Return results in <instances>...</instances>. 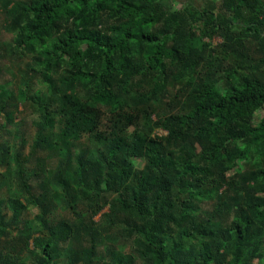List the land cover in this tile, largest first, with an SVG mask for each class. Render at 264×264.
<instances>
[{
    "label": "trees",
    "instance_id": "obj_1",
    "mask_svg": "<svg viewBox=\"0 0 264 264\" xmlns=\"http://www.w3.org/2000/svg\"><path fill=\"white\" fill-rule=\"evenodd\" d=\"M217 2L216 12L212 4L190 10L162 0H7L0 7L7 17L0 60L28 56L43 84L23 87L39 116L32 145L49 139L53 113L63 118L54 147L80 134L100 140L75 156L66 149L86 211L67 206L80 219L107 206L110 223L133 247L129 254L111 247L99 260L93 245L70 256L75 223L40 217L33 251L25 245L24 259L0 251V264H57L63 255L68 264H254L264 256V112L252 121L264 107V0ZM206 37L221 39L214 57L205 54ZM249 40L257 58L222 64ZM174 82L184 107L157 117L152 125L163 132L151 134L146 119L155 114L156 91ZM103 104L117 109L104 136ZM10 149L0 142V185L11 179ZM14 163L16 180L29 188L23 163ZM61 172L54 182L67 195ZM8 202L15 217L23 204L12 194Z\"/></svg>",
    "mask_w": 264,
    "mask_h": 264
},
{
    "label": "rangeland",
    "instance_id": "obj_2",
    "mask_svg": "<svg viewBox=\"0 0 264 264\" xmlns=\"http://www.w3.org/2000/svg\"><path fill=\"white\" fill-rule=\"evenodd\" d=\"M6 1L0 0V7ZM162 1L171 4L175 8L187 7L190 10L206 8L209 4H212L214 5V11H218L217 0ZM2 16H0V22L5 23L7 17L5 15L3 20ZM205 40L211 43V47L205 50V54L211 53L214 57L218 50V42L221 39L206 37ZM237 50H241L246 57L241 56V51L237 52ZM257 57L255 42L249 40L245 42L243 49L235 48V50L230 51L227 56L228 59L223 61L222 64L236 65L237 58L255 59ZM249 62V59L245 61V63ZM26 85L30 86L32 90L43 88L39 74L29 70V57L26 56L17 60L6 55L5 58H2L0 60V105L3 108L4 104L5 108H0V142L10 144L12 149H10L7 159L10 163L11 179L7 185H0V214L4 216V220L0 223V251L21 253V259H24L29 253L26 246L31 250L33 249V236H36L32 231L33 224L36 226L38 219L43 217L50 224H57L60 221L75 223V233L70 241V256H74V252L80 248H88L90 245L94 246V255L97 260L104 258L111 247L126 254L132 253V241L119 237L116 226L110 223L112 217L107 215V206L94 215L85 213L82 219L74 216L67 206V201H70L78 213L86 211L82 197L77 194L76 186L71 178L74 164L72 161L67 162L66 149L70 148L72 156H75L81 151L99 148L101 145L100 140L90 138L89 134H80L77 139H68L66 144L59 141L57 146L54 147L53 141L58 139V134L63 126V118L53 113L51 115L52 127L49 139L41 142L39 146H33L32 139L36 135L39 116L34 104L25 98L23 87ZM76 92L79 96L85 94L84 91L78 88ZM133 94L135 93L133 92ZM156 97L157 101H153L155 114L146 119L150 126L157 121V117L181 111L186 100V95L175 82L172 86L157 90ZM116 111L114 104L109 107L106 104L102 105L100 126L98 127L102 136L111 129L112 113ZM263 112L264 107L256 110L252 121L256 122ZM152 127L151 134L163 132L159 127H154V125ZM132 128L130 126L127 130L130 132ZM16 159L23 163V178L29 188L16 180L14 163ZM134 160L138 168L144 164L142 158H134ZM238 167L242 171L251 169V165L246 162H239ZM58 168L62 171L61 179L71 187L67 195L54 182V174ZM5 170V165L0 166V173ZM40 183L44 184L42 190L38 186ZM10 194L23 204V207L18 209L15 217L12 216V207L8 202ZM40 207L44 210V213H41ZM67 246H69L68 242L62 244L63 249ZM262 251L264 253V240ZM56 261L57 264H68L66 255ZM19 263L24 264L26 262L19 260ZM77 264L83 263L78 262ZM254 264H264V256L255 259Z\"/></svg>",
    "mask_w": 264,
    "mask_h": 264
}]
</instances>
